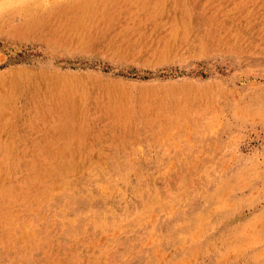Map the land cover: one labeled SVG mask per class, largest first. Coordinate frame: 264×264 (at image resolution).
I'll return each mask as SVG.
<instances>
[{
	"label": "rangeland",
	"instance_id": "1",
	"mask_svg": "<svg viewBox=\"0 0 264 264\" xmlns=\"http://www.w3.org/2000/svg\"><path fill=\"white\" fill-rule=\"evenodd\" d=\"M0 264H264V0H0Z\"/></svg>",
	"mask_w": 264,
	"mask_h": 264
},
{
	"label": "bare ground",
	"instance_id": "2",
	"mask_svg": "<svg viewBox=\"0 0 264 264\" xmlns=\"http://www.w3.org/2000/svg\"><path fill=\"white\" fill-rule=\"evenodd\" d=\"M94 168V167H93ZM91 171V170H90ZM89 177V176H88ZM101 183V182H100ZM137 228V227H136ZM113 236V235H112Z\"/></svg>",
	"mask_w": 264,
	"mask_h": 264
}]
</instances>
